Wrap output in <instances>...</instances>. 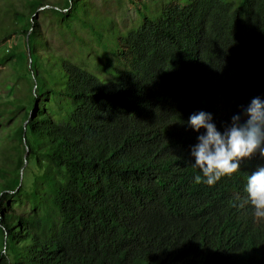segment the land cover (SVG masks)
Returning <instances> with one entry per match:
<instances>
[{"label":"trees","instance_id":"1","mask_svg":"<svg viewBox=\"0 0 264 264\" xmlns=\"http://www.w3.org/2000/svg\"><path fill=\"white\" fill-rule=\"evenodd\" d=\"M1 1L0 44L22 37L29 85L11 102L26 109L19 153L15 142L0 163V264H264V222L245 203L264 158L196 184L200 133L187 125L203 111L222 131L264 100V0H174L155 15L130 0L139 23L127 29L91 0ZM45 5L108 32L119 64L109 77L46 40L31 18ZM21 192L31 213L7 211Z\"/></svg>","mask_w":264,"mask_h":264},{"label":"rangeland","instance_id":"2","mask_svg":"<svg viewBox=\"0 0 264 264\" xmlns=\"http://www.w3.org/2000/svg\"><path fill=\"white\" fill-rule=\"evenodd\" d=\"M55 1L60 4L63 0ZM144 1L148 9L147 13L155 15L162 6L174 0ZM228 1H233L234 4L238 2V0ZM91 2L99 8H103L105 15L120 29H127L139 23V18L130 0H91ZM4 6H6V2L0 0V23L8 24L7 15L3 12ZM48 7V5L39 6L31 15V18L38 23L39 31L46 40L77 64H82L103 78L109 77L106 69L119 64L113 55L112 38L108 32L99 27L100 30L97 33L91 32V29L84 26L80 20L70 19L68 15L57 18L49 13L41 14L39 12ZM6 41L7 44H0V57L5 60L4 64L0 65V163L7 157H13L19 153L18 142L13 139V135L19 130L21 124L23 125L26 109L25 105L23 108H19L12 105L11 102L14 97H25L29 85L22 37L13 33ZM3 47L12 49L11 54L6 55ZM15 54H17L16 58H14ZM15 142H17V153L16 147H14ZM19 173L20 182L21 168ZM28 186L29 180L26 179L22 182L21 188L26 189ZM7 203L11 206L7 208V211L20 214L31 213L30 203L22 192L9 197Z\"/></svg>","mask_w":264,"mask_h":264},{"label":"clouds","instance_id":"3","mask_svg":"<svg viewBox=\"0 0 264 264\" xmlns=\"http://www.w3.org/2000/svg\"><path fill=\"white\" fill-rule=\"evenodd\" d=\"M187 125L200 133L190 149L194 159L191 164L200 173L194 177L196 184L213 186L222 177L240 170L241 161L257 153L264 158V100L259 97L253 98L242 113L233 115L222 131L212 122V115L203 111L192 114ZM245 193V203L251 207L254 218L264 222V167L248 176ZM3 228L0 225V230ZM0 256H8V249L2 244Z\"/></svg>","mask_w":264,"mask_h":264}]
</instances>
